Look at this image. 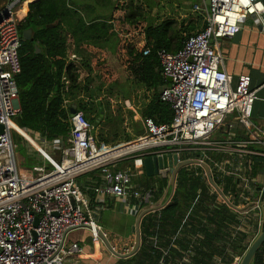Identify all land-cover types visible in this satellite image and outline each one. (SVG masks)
Listing matches in <instances>:
<instances>
[{"label": "built area", "instance_id": "obj_1", "mask_svg": "<svg viewBox=\"0 0 264 264\" xmlns=\"http://www.w3.org/2000/svg\"><path fill=\"white\" fill-rule=\"evenodd\" d=\"M24 1L13 0L0 9V125L4 128L0 132V264H74V258L83 252L78 243H66L65 233L74 228L86 227L94 242L102 240L96 211L78 182L80 176L90 171L100 169L102 174L101 182L92 187L95 203L106 196L128 199L130 209L149 203L151 194L134 185L132 170L116 169V163L127 155L176 153L180 160L193 158L206 162L209 152L222 153L232 148L264 157V133L252 120L258 89L253 88L250 75H240L234 80L226 70L221 51L222 41L232 39L249 18L264 27V0H209V4L200 0L201 4L194 7L205 14L204 30L190 35L176 52L166 48L158 52L165 80L172 78L161 90V99L173 109L172 121L158 124L153 118L144 117V133L134 141L138 146L101 160L93 158L110 147L98 145L95 125L82 111L71 116L66 139L52 140L53 146L61 149L60 160L29 132L24 129L38 145L12 124L21 113L16 77L22 70L19 23L24 17L20 16L22 7L17 6ZM150 53V48L144 50V55ZM234 121L244 127L243 138L215 136L221 127L230 129ZM13 131L25 138L43 160L32 167L33 176L19 169ZM37 136L46 139L40 133ZM121 144L129 143H120L114 149ZM253 146L262 149L255 150ZM197 154L200 157H194ZM214 167L222 173L227 171L220 163ZM249 180L243 183L245 190L252 189ZM244 198L245 204L241 206L230 204L233 202L229 197L222 200L244 218L262 211L259 198L254 205L247 195ZM240 259L226 263L218 258L215 264H239ZM158 264H192V259L184 256Z\"/></svg>", "mask_w": 264, "mask_h": 264}, {"label": "trees", "instance_id": "obj_2", "mask_svg": "<svg viewBox=\"0 0 264 264\" xmlns=\"http://www.w3.org/2000/svg\"><path fill=\"white\" fill-rule=\"evenodd\" d=\"M158 4L156 0H128L127 3L122 0L30 2L27 15L19 23L22 70L16 80L21 113L14 117L13 126L27 132L40 133L50 139H66L70 132L71 116L82 111L95 125L98 145L114 150L118 143L130 142L141 136L139 131L142 128L139 129L131 119L134 112L123 109L127 107V99L131 100L134 107L141 108L140 103L137 104L133 98V92L138 86L151 92L145 106L140 109L143 117H151L158 124L170 123L174 112L171 104L161 99V90L167 81L162 73L158 52L162 48L171 52L181 49L190 35L204 30L206 17L194 6H184L185 10L190 8L198 16L189 18L186 13L187 19L170 16L162 20L160 12L157 16L151 13ZM21 11L24 14L27 12V3ZM26 29H32L30 40L23 38ZM146 48L151 49L149 55H144ZM73 55L77 58H73ZM82 70L88 74L84 79L81 76ZM94 72L100 81L99 91L104 85L109 87V93H102L99 102L95 100L96 91L90 89L95 78ZM114 101L116 104L111 103ZM71 102L76 105V109L70 105ZM112 107H115L113 112ZM194 157H200V154ZM56 160H60V157ZM217 160L221 162L222 158L218 157ZM205 161L216 172V185L222 188L227 197L238 203L240 181L219 173L209 158H205ZM248 165L251 171L253 166L251 163ZM131 166L134 169V165ZM191 167L194 166L180 170L174 196L162 210V220L165 216L173 218L177 212L182 213L184 206L191 205L195 200L200 201V205L205 204L209 194L208 181H201L192 175L188 170ZM124 168L122 163L116 165V169ZM197 168L204 171L201 166ZM93 173L101 175V170L96 169ZM80 180L79 177L78 182L85 190ZM167 181V178H163L161 183ZM100 182L101 179L97 184ZM150 188L153 187L145 183V189ZM91 199L95 201L94 192ZM213 207L208 222L202 223L208 238L198 247V254L192 255V264H211L216 256L231 263L236 257H242L248 249L246 232L233 235L234 227L241 222L237 213L228 204L215 203ZM207 211L210 212V209ZM210 226H213L211 231L207 230ZM142 227L144 235L148 236L144 222ZM227 235V245L221 246L219 240ZM143 239L145 241V237ZM206 241L207 247L203 244ZM169 260L175 259L166 257L165 261ZM253 264H264V244Z\"/></svg>", "mask_w": 264, "mask_h": 264}, {"label": "crops", "instance_id": "obj_3", "mask_svg": "<svg viewBox=\"0 0 264 264\" xmlns=\"http://www.w3.org/2000/svg\"><path fill=\"white\" fill-rule=\"evenodd\" d=\"M156 1H158L159 4L153 8L151 13L153 16H157L162 9V20L170 16L179 19L178 17L182 16L184 6L190 7L197 4L192 2V0ZM22 15H27V12L26 14L22 13ZM241 30V36L237 41L233 39L223 41L224 47H222L221 44V51L225 58L226 70L234 77V80L240 75H250L253 88L258 89V99L254 103L252 120L262 133H264V27L256 23L254 19L249 18L242 26ZM78 58L80 59V57ZM85 74L86 76L88 75L87 72ZM93 75L95 78L90 84V89L96 91L97 98L95 100L99 102L101 100V96L98 95L99 82H97L96 72H94ZM108 99L113 100L111 97H108ZM70 105L76 106L73 102H71ZM125 105L127 107H123V109L126 108L127 110L133 111L134 115L131 118L132 121L138 125L139 129H143L142 120L144 117L140 110L142 107H134L129 99L125 101ZM114 109L115 107H112L111 112H113ZM105 113L107 112L105 111ZM102 116L103 113L101 114V117ZM127 122H129L128 118ZM215 136L219 139H240L245 136V130L238 121H234L230 129L227 130L224 128V130L217 133ZM137 139L132 141L134 142ZM252 148L255 150L262 149L259 146H253ZM142 153L144 152L128 155L116 163V165L121 163L124 164V169H131L134 185L142 192H149L151 194L150 202L143 203L139 209H137V207L133 209L128 208V199L112 196H106L103 198L102 202L97 204L95 201L92 202V187L97 184L99 179H102V174H94L93 171H90L80 176V182L84 184L86 193L91 199L92 207L96 211L98 222L102 230L108 237L111 245L119 253H127L133 249L135 244V232L133 228L141 212L146 208L161 203L164 204L162 208L151 211L142 217L140 225L142 236L139 250L130 257L120 258L114 255L102 240L94 242L90 229L79 227L69 231L66 236L67 244L78 243L83 249V252L74 258V264H158L162 262V260H165L166 257H173L175 260H181L182 257L189 256V258L192 259V255L198 254L197 250L202 244V241L208 238V233L203 230L202 223L208 222V217H210L211 212L214 211L213 206L215 203L227 204L222 200V198H226V200L228 198L227 195L224 194L222 188L210 183L205 169L201 171L197 168L198 165H190L194 166L188 169L192 175L198 177L201 181H208L207 191H209L208 196L210 195L211 197L207 196L208 198L206 197L205 204L202 205H200V201L195 200L191 205H185L182 213L178 214L177 212L173 218L165 216L162 220V210L165 209L174 196L180 171L176 177L174 193L169 199L171 193V174L167 177V183H161L164 178L162 175H153L152 178H148L151 176L146 174L142 161L143 157L141 156ZM218 157L222 158L221 162L217 160ZM207 158H209L212 164H226L228 167L227 171L225 170L226 172L223 173L219 171V173H222L224 176H232L236 181H240L241 190L237 199L238 203H235L236 201L230 198L233 202L230 204H235L237 206L244 205L246 200L244 197L247 195L246 191H249L247 197H249L252 204L254 201L258 200V198L260 199L262 211L260 213L254 211L249 217L244 218L239 212L232 209L241 220L240 224L234 227L233 235L246 232V239L249 247L260 230V220L264 212V191H261V189L264 188V157L238 152L229 148L222 153L211 151L208 153ZM249 163L253 166L251 171L249 169ZM132 164L134 165V169H132ZM208 164L212 168V165L210 163ZM215 175L216 172H214L212 168L213 179ZM245 179H250L248 183L252 186L251 190H245L243 188ZM145 183L150 184L153 188L145 189ZM200 190L201 189L198 191ZM213 197H215V199H213ZM133 202L135 204L140 203L136 200H133ZM208 208L210 212L207 211ZM224 221L226 222V220ZM253 221L256 222V224H254ZM142 222H144V227L149 233L148 236L144 235ZM211 229H213V226H210L207 230L211 231ZM143 237H145V241ZM222 239H228V235L226 237L223 236ZM143 242L145 246L141 251ZM203 244L205 247L208 245L207 241ZM219 258L221 259L222 257L219 256ZM217 260L218 258L215 261ZM222 261L224 262V260Z\"/></svg>", "mask_w": 264, "mask_h": 264}, {"label": "water", "instance_id": "obj_4", "mask_svg": "<svg viewBox=\"0 0 264 264\" xmlns=\"http://www.w3.org/2000/svg\"><path fill=\"white\" fill-rule=\"evenodd\" d=\"M207 4H209V0L206 1ZM264 18V17H263ZM242 30L239 29L235 36L232 38L234 41H237L240 36H241ZM23 38L26 40H30L32 38V29H26L23 32ZM167 81L171 82L172 78L168 77ZM73 109H76V106H73ZM76 113V112H75ZM74 113V114H75ZM4 130L3 126L0 125V132L2 133ZM143 166L145 168L146 174L148 176H153V175H162L164 178H167L169 174H171V181H170V187H171V193L169 195V199L172 197L174 193V188L176 184V177L178 172L187 166L190 165H199L203 167L208 175L209 181L212 185L216 186V183L214 182L213 176H212V168L210 165L200 159H186V160H180L178 154H172V153H147L144 155L143 159ZM168 199V200H169ZM164 206L163 203L149 207L144 209L141 214L139 215L136 224L133 228L135 232V244L133 246V249L130 252L127 253H119L114 249V247L111 245L108 237L104 233L103 230L99 232V236L101 237L103 243L107 246V248L116 256L120 258H126L134 255L137 253L141 246V219L144 215L151 211L158 210ZM38 219H36L37 223ZM76 229V228H74ZM73 230V229H71ZM69 230V231H71ZM67 231L65 233V238L68 234ZM264 244V212L261 218V226L258 234L256 237L253 239L251 244L249 245L248 249L244 253V255L241 257L239 264H253V261L255 259V256L257 255L258 251L261 249V247ZM63 245V244H62ZM61 245V247H62Z\"/></svg>", "mask_w": 264, "mask_h": 264}, {"label": "rangeland", "instance_id": "obj_5", "mask_svg": "<svg viewBox=\"0 0 264 264\" xmlns=\"http://www.w3.org/2000/svg\"><path fill=\"white\" fill-rule=\"evenodd\" d=\"M12 1L13 0H0V9L3 8V6H1V5L10 4V2H12ZM32 1H35V0H25L23 3H21L20 5H18L17 8H19V7L21 8L22 7L21 9H23V6H24V4L26 2H27V6H28V4L30 2H32ZM122 1H124V3H127L128 0H122ZM192 2L197 3V4H201L200 0H192ZM21 5H23V6H21ZM28 11H29V7H28ZM28 11H27V13H28ZM186 13L189 14L188 15L189 18H194V17H197L198 16L197 14H195V13L192 12V9L189 8V10L188 9L185 10V8H184L183 9L182 16H179L178 18L179 19H184V18L187 19L186 18L187 17L186 16ZM160 14H161V17H162V9L160 10ZM20 16L25 17L26 15H20ZM112 43H114V45H115V41L114 40H112ZM222 47H224V42L223 41H222ZM85 73H86V71L82 70L81 76L83 75L82 76L83 79L86 77V74ZM97 82H99V84H100V81H99L98 78H97ZM102 93L103 94H105V93L108 94L109 93V87H107L105 85L102 86V89L99 91V94L98 95H101ZM150 96H151V92H146V90L144 88L139 87V86L133 92V98L136 99L137 104L140 103L139 105L141 107H144L145 106L146 100ZM111 103L114 104L115 101L114 102H111ZM221 130H224V128L221 127V129L219 131L221 132ZM29 133H30L31 136H33L34 138H36V140L39 143H41L48 150V152L50 154H52L55 158H59L60 157V155H61V149L60 148H57V146H53V141H52L53 139H50L47 136H46V139L43 138L42 136L39 137V136H37L38 135L37 132H35V134H34V131H29ZM143 133H144V129H142V131H139V135H142ZM13 139H14V142L16 143V145H17L16 146V157H17V161H18V164H19L20 171L26 173L29 176H33V174H35V173H34L32 167L35 164L42 163L43 160L41 159V157H39L38 155L35 154V152H34L35 150L32 147V145L25 138H22L15 131H13ZM43 140H45V142ZM132 142H126V143H132ZM219 155H222V154H219ZM220 166H221L222 169L223 168L225 170L228 169V167H227L226 164L225 165H222V163H220ZM49 168H51V167L49 166ZM241 216L243 217V215H241ZM219 244H221V246H226L227 245L225 239L219 240ZM228 248H227V250H228ZM217 258H219V256L218 257L216 256V258L213 261H215ZM215 262L214 263H211V264H215Z\"/></svg>", "mask_w": 264, "mask_h": 264}, {"label": "bare ground", "instance_id": "obj_6", "mask_svg": "<svg viewBox=\"0 0 264 264\" xmlns=\"http://www.w3.org/2000/svg\"><path fill=\"white\" fill-rule=\"evenodd\" d=\"M21 13H22V11L20 12V15H22ZM12 123H15V122L12 121ZM16 129L19 130L20 132L24 133L27 137H29L32 140L33 143H35L36 145H38L32 139V137H30V135L24 131V129H22V128L18 127V126H17ZM137 146H138L137 145V142L136 143H133L132 142V143L125 144V145L121 144L120 147H118V148H116L114 150H110L108 148L107 150H105V151L97 154L96 156H94L93 159H99V160H101V159H105V158H114V157H117V156L122 155L124 153H127L128 151H130L132 149H135Z\"/></svg>", "mask_w": 264, "mask_h": 264}]
</instances>
